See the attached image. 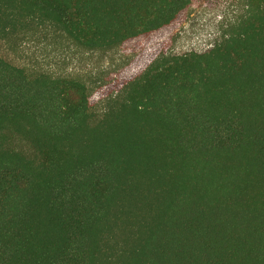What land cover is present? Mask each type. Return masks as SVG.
Instances as JSON below:
<instances>
[{"label":"trees","instance_id":"obj_1","mask_svg":"<svg viewBox=\"0 0 264 264\" xmlns=\"http://www.w3.org/2000/svg\"><path fill=\"white\" fill-rule=\"evenodd\" d=\"M163 54L96 114L87 86L0 57V264H264V0ZM193 0H0V40L105 51Z\"/></svg>","mask_w":264,"mask_h":264},{"label":"rangeland","instance_id":"obj_2","mask_svg":"<svg viewBox=\"0 0 264 264\" xmlns=\"http://www.w3.org/2000/svg\"><path fill=\"white\" fill-rule=\"evenodd\" d=\"M244 0H193L183 19L144 40L105 51H88L51 26L31 25L0 40V57L30 72L82 81L93 111L102 114L124 92L127 84L163 54L190 52L195 37L210 34L219 40L225 26L244 10Z\"/></svg>","mask_w":264,"mask_h":264},{"label":"built area","instance_id":"obj_3","mask_svg":"<svg viewBox=\"0 0 264 264\" xmlns=\"http://www.w3.org/2000/svg\"><path fill=\"white\" fill-rule=\"evenodd\" d=\"M215 40L207 34L206 36L195 37L193 42L188 46L190 52H204L213 47Z\"/></svg>","mask_w":264,"mask_h":264}]
</instances>
